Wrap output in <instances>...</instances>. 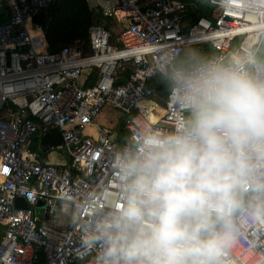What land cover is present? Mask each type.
Here are the masks:
<instances>
[{"label":"built area","instance_id":"obj_1","mask_svg":"<svg viewBox=\"0 0 264 264\" xmlns=\"http://www.w3.org/2000/svg\"><path fill=\"white\" fill-rule=\"evenodd\" d=\"M65 1L0 0V264H94L95 253L81 259L78 246L83 228L121 203L114 155L141 130L171 132L189 117L171 88L159 116L148 118L141 107L173 59L210 45L212 58L264 63V0H210L213 8L196 20L186 0H102L106 15L124 23L116 41L94 25L88 52L77 41L51 53L33 17ZM108 105L123 118L118 131L97 122ZM54 129L65 164L33 150ZM261 201L264 194L241 181L221 264H264Z\"/></svg>","mask_w":264,"mask_h":264},{"label":"clouds","instance_id":"obj_2","mask_svg":"<svg viewBox=\"0 0 264 264\" xmlns=\"http://www.w3.org/2000/svg\"><path fill=\"white\" fill-rule=\"evenodd\" d=\"M251 63L189 53L163 69L189 117L171 132L141 130L114 155L121 203L83 228L79 258L221 264L241 181L264 194V63Z\"/></svg>","mask_w":264,"mask_h":264},{"label":"trees","instance_id":"obj_3","mask_svg":"<svg viewBox=\"0 0 264 264\" xmlns=\"http://www.w3.org/2000/svg\"><path fill=\"white\" fill-rule=\"evenodd\" d=\"M195 15L190 17L196 20L198 17ZM46 17L47 26L44 29V34L48 50L51 53H56L62 46L74 44L77 41L80 42L81 48L88 52L90 49V29L93 25H100L109 30L113 41H116L122 29V26L119 29H111L113 16L105 15L101 11L96 13L89 7L88 0H66L64 3L49 9ZM199 54L205 57V52ZM258 59L264 61V44ZM161 82L167 83V86L162 85L160 87L161 84L159 83ZM161 82L156 85L157 94H166L169 89H167L168 82L165 78ZM33 150L38 151L44 158L47 156V153H42L36 145Z\"/></svg>","mask_w":264,"mask_h":264},{"label":"rangeland","instance_id":"obj_4","mask_svg":"<svg viewBox=\"0 0 264 264\" xmlns=\"http://www.w3.org/2000/svg\"><path fill=\"white\" fill-rule=\"evenodd\" d=\"M187 1L190 4H192L193 8L196 7L198 9L199 14H204L206 11H209L213 8V5L210 3V0H187ZM88 3H89V7L93 11H95L96 13L101 11L106 15V9L104 8V5L106 4L105 1L88 0ZM193 14H195V13H192V15ZM113 18H114V20H112V22H111L112 24L110 26L111 29H113V28L119 29L122 25H124V23L121 21H118V19L116 17L113 16ZM209 47H210L209 45H205V46H196V49H192V48L190 49L189 48L190 50L186 51L184 56H186L189 53L206 52L209 49ZM159 80L162 81V78L157 80L158 83L160 82ZM157 104L159 105V107H157L155 109H151L152 106L157 105ZM141 107L144 110V114L148 118L151 117L150 111L152 112V114H154V116L155 115L158 116L160 114V110L165 108V94H156L153 100L142 103ZM121 119H122L121 114L116 112L110 105L106 106L105 109L103 110L102 114H101V120L107 126H110V127H114L116 124V121L117 120L121 121ZM122 125H123V122L120 124V127H122ZM51 152L58 153V151L55 149H53ZM70 214H71V210H66L61 215L60 220H61L62 225H65L69 221Z\"/></svg>","mask_w":264,"mask_h":264},{"label":"crops","instance_id":"obj_5","mask_svg":"<svg viewBox=\"0 0 264 264\" xmlns=\"http://www.w3.org/2000/svg\"><path fill=\"white\" fill-rule=\"evenodd\" d=\"M186 2H187V4H188V12H189V14H191V13H195L196 15V17H200V16H203V15H207L209 12H210V10L209 11H206L204 14H199L198 13V9L196 8V7H192V4H190L187 0H186ZM191 10V11H190ZM190 16H192V15H190ZM191 19H193L192 17H191ZM194 20V19H193ZM94 26V25H93ZM205 46V45H204ZM210 46V45H209ZM191 49V48H190ZM190 49H187L186 51H188V50H190ZM192 49H196V47H193ZM186 51L181 55V56H184V54L186 53ZM196 52V51H195ZM215 50L214 49H212V47L210 46L209 47V49L205 52V57H208V58H212V57H214L216 54H215ZM155 82V84L157 85V83H158V81L157 80H155L154 81ZM168 88H170L169 86L167 87V89ZM157 94V93H156ZM154 99V98H153ZM165 100H166V94H165ZM153 108H157V107H159V105L157 104V105H154V106H152ZM152 107H151V109H152ZM165 107H166V105H165ZM164 110H165V108H163L162 110H160V114L162 113V112H164ZM120 114V113H119ZM150 114H151V117L150 118H152L153 116H154V114H152V112L150 111ZM159 114V115H160ZM153 115V116H152ZM158 115V116H159ZM154 117H157L156 115L154 116ZM153 117V118H154ZM123 119V118H122ZM122 119H121V121H119V120H117L116 121V124H115V126H114V128L117 130L119 127H120V124L122 123ZM97 122L98 123H100V124H102V125H105V126H107L102 120H101V115H100V117L98 118V120H97ZM40 140L41 139H39V140H37L36 141V143H35V145H36V147H38V149L40 150V148H39V146H40ZM38 144V145H37ZM34 145V146H35ZM41 151V150H40ZM36 152H38V151H36ZM42 152V151H41ZM39 153V152H38ZM42 153H44V152H42ZM39 157H40V159H42V160H47V161H50V162H52V163H54V164H65L66 162H67V156L66 155H64V154H60L59 152L58 153H53V152H47V156L44 158L43 156H41V154L39 153ZM35 212H37V213H41L42 211H41V209H40V206L38 205V206H36L35 207ZM61 224V223H60Z\"/></svg>","mask_w":264,"mask_h":264},{"label":"water","instance_id":"obj_6","mask_svg":"<svg viewBox=\"0 0 264 264\" xmlns=\"http://www.w3.org/2000/svg\"><path fill=\"white\" fill-rule=\"evenodd\" d=\"M34 22L41 25L44 29L47 26V17L46 13L43 11L33 17ZM62 143V135L58 129L52 130L49 134L44 135L40 140V150L44 153L50 152L56 147H58ZM23 203V205H22ZM44 202L41 201L38 205L44 206ZM18 206H23L25 209H31V207L24 203V200L18 199L17 200Z\"/></svg>","mask_w":264,"mask_h":264},{"label":"snow or ice","instance_id":"obj_7","mask_svg":"<svg viewBox=\"0 0 264 264\" xmlns=\"http://www.w3.org/2000/svg\"><path fill=\"white\" fill-rule=\"evenodd\" d=\"M6 170V169H5Z\"/></svg>","mask_w":264,"mask_h":264}]
</instances>
